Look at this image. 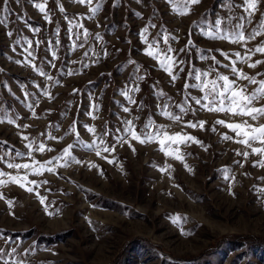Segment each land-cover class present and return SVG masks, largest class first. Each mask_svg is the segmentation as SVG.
Instances as JSON below:
<instances>
[{"label":"rangeland","instance_id":"obj_1","mask_svg":"<svg viewBox=\"0 0 264 264\" xmlns=\"http://www.w3.org/2000/svg\"><path fill=\"white\" fill-rule=\"evenodd\" d=\"M35 2L45 3V0ZM97 2L101 3L99 11L92 19H86L91 15L89 7H95ZM223 2L202 0L198 5H191L188 13L181 14L183 0H172V3L120 0L115 8L114 0H92L91 5L59 0L65 8L62 14L56 0H47L46 10L52 19V23H48L29 0H21L19 5L9 0L8 26L0 25V121H3L0 122V141L6 142L0 152L10 147L26 153L27 142L21 139L22 134L53 149L33 154L41 163L60 155L69 144L74 145L70 152L75 159L65 167H57L55 173L29 175L28 180H35L39 185L33 193L26 191L27 187H33L27 183L25 188L18 184L0 186L3 196L0 199L1 230L21 235L23 231L30 232L28 237L0 233V247L7 251L16 248V256L25 264H264V192L259 191L264 189V168L252 166L259 156L250 155L247 161L237 156L236 151H244V147L221 139L224 133L235 134L215 124L217 119L238 122L243 118L209 112L195 105L194 114H183L184 119L179 123L160 114L165 103L179 114L175 105L182 103L189 92L201 95L199 90L183 87L185 79L195 82L188 76L189 66L209 69L211 59L201 61V54L215 56L220 61L219 71L235 79L223 67L228 61L221 52L243 53L244 48L203 35L218 16L230 15L227 8L222 7ZM233 2L240 4L242 0ZM232 11L235 21L241 10ZM261 12H264V0H260L252 18L257 27ZM64 15L88 29L90 35L83 48L75 47L83 36L80 39L74 35L69 37ZM149 24L157 25L149 28L148 36L150 40L159 39L161 51L167 48L163 43V35L167 33L173 38L171 47L179 53L180 59L188 62L175 83L156 60L144 53L147 45L141 42L139 33ZM28 25L40 31L33 33ZM57 26L59 35L55 32ZM252 26L247 28L250 30ZM8 31L13 32L11 37L6 35ZM96 33L102 36L101 41L94 39ZM23 37L33 41L37 56L27 64L23 62L22 49L27 46ZM17 39H21L20 44L15 43ZM189 39L192 45L180 53ZM37 40L41 41L38 48ZM261 40L264 33L250 41L248 47H254ZM50 44L57 54L55 60L49 51ZM89 49L93 51L85 57ZM17 59L22 63L16 64ZM257 59L264 60V55H254L253 61ZM128 60L136 64H129ZM48 61L56 67H51ZM33 64L59 83L40 76L33 70ZM85 64L88 67H84ZM237 67L249 75L264 73V65L249 69L247 64L238 63ZM69 71L76 74L69 76L66 74ZM137 75L146 78L136 81ZM133 82L140 85L141 91L130 93L137 103L129 104L120 91L125 85L134 86ZM240 83L247 84L246 81ZM247 87L250 92L255 85L247 84ZM45 89L51 94V100L42 94ZM73 89L77 90L75 94ZM161 92L163 96L159 95ZM261 103L264 100L256 106ZM93 104L99 105L94 112L96 119L86 115L92 111ZM122 105L131 111L124 113ZM137 116L139 119H135ZM8 119L15 123L8 124ZM129 119L134 120L138 132L145 123L151 122L154 129L161 127L164 132L182 131L192 135L203 147L192 142L181 145L184 159L177 161L159 151L157 141L141 144L132 140L131 148L120 143L111 154L102 153L114 163L96 156L95 148L85 147L94 139L98 141L104 131L112 133L104 137L106 143L116 144L117 129L123 128L122 121ZM73 121L77 122L78 139L76 133L68 132ZM187 121L206 123L201 130L185 127ZM259 123H264V118ZM24 125L29 127L24 128ZM84 125L94 126L97 135L88 133ZM49 135L63 139L49 140ZM235 161H241L244 167ZM16 162L30 161L25 157ZM90 164L96 167H89ZM160 168L166 171L162 173ZM225 169H230L228 179L224 178ZM0 171L16 174V170L7 169L3 163H0ZM20 174L23 175V171ZM49 241L51 243L46 245Z\"/></svg>","mask_w":264,"mask_h":264},{"label":"snow or ice","instance_id":"obj_2","mask_svg":"<svg viewBox=\"0 0 264 264\" xmlns=\"http://www.w3.org/2000/svg\"><path fill=\"white\" fill-rule=\"evenodd\" d=\"M3 7L0 8V25L5 27L8 26V15L10 13V9L8 8L9 0H2ZM33 6L39 10L40 13H43L44 20L48 23H52V19L46 10V3H36L35 0H29ZM74 3L79 5H91L92 0H73ZM139 2V0H137ZM168 3H172V0H167ZM202 2V0H183V12L181 14H186L189 11V7L191 5H198ZM15 3L19 5L21 0H15ZM57 6L59 8L60 13H65L64 6L60 5L59 0H56ZM260 4V0H242V3L236 4L233 0H224L222 7H226L230 15L227 17L218 16L212 26L203 33V35L209 37L213 40H224L230 43L239 44L244 48L243 53L240 51H235L231 55L227 52H221V55L225 60L228 61L227 64H223L225 69H228L232 76L235 79H231L229 75H224L219 71L220 61L216 59L215 56L209 57L208 55L201 54L199 59L201 61H207L211 59L212 63L209 66L207 71L195 68L193 66L188 67V76L192 77L195 82H188L185 79V83L183 85L184 90L196 89L199 90L201 95L195 96L192 95L191 92L188 93V97L182 102L175 105V107L179 110V114L170 110V106L165 103L160 108V114L162 116L168 117L170 120L175 121L177 123L183 121L184 115L192 113L194 114L195 109L193 105L199 106L200 109L207 110L209 112L216 113H225L229 114L232 117L243 118L240 121L228 122L224 119H217L215 121L216 125L223 126L230 130V132L235 135H228L226 133L221 135V139L225 141H233L239 145L244 147V151L237 150L236 155L242 156L244 161H247L250 155L259 156L260 159L253 161L252 166L264 168V123H259V120L264 118V103H261L260 106H256L257 102L264 100V79H257L258 76H264V73L257 72L256 75H249L243 69L237 67L238 63L247 64L249 69H256L260 65H264V60H254L253 56L256 54L264 55V40H261L254 47H248V43L250 41H255L257 37H261L262 33H264V12L260 13V19L257 22L259 26L253 22V16L256 14L258 10V6ZM120 5V0H114L113 7H118ZM101 7V3L97 2L95 7H89L90 16L86 17V19H92L96 13L99 11ZM174 10H176L175 5H173ZM234 8H239L241 10V15L235 18L233 21V17L235 13L232 11ZM139 16V13H136ZM18 19H23V17H17ZM64 19L68 23V33L71 38L73 35L76 39H80L81 36L84 37L83 40L79 43V45H75V47L83 48L85 44L88 42L87 38L90 33L87 28H84L83 24L78 23L76 19L70 18L67 15H64ZM248 25H253L249 30L247 28ZM99 26V25H98ZM30 31L33 33L39 32V28H33L31 25H28ZM157 25L149 24L146 25L143 29L140 30L139 37L143 44H146L147 47L144 49V53L146 56L151 57L156 60L163 69L164 72L171 77V82L175 83L180 78V73L185 71V65L188 63L184 59L179 58V53H176V50L173 49L170 45V37L167 33L163 35V43L167 45V48L164 51H161L159 47V39H149L148 31L149 28H156ZM83 29L81 32L80 30ZM75 30V31H74ZM56 34L59 35V27L57 26L55 30ZM9 37L13 35L12 31H8L6 33ZM159 35V34H158ZM23 43L27 46L22 49L23 54L25 55L24 63H31L37 59V56L33 50V41L28 39L27 37H23ZM96 41H101L103 38L99 33H96L94 36ZM16 44L21 43V39H17L15 41ZM60 43L59 40L56 41L58 45ZM192 40L189 39L187 45L184 48L179 50L180 53H184L188 50V47L192 45ZM36 47H40L41 41L37 40L35 42ZM13 51H16L13 48ZM49 51L51 53L52 59L55 60L57 57L56 51L52 48L51 44L49 45ZM93 51L89 49L85 51V57L88 56V52ZM119 51V49H117ZM107 55V52L104 53ZM232 56L235 59H232ZM30 58V59H29ZM11 59V58H9ZM16 64H21L22 61L17 59L15 61ZM51 67L55 68L56 65L51 61H48ZM75 63V61H73ZM127 63L135 65L136 62L133 60H128ZM33 70L38 72V74L42 77H46L49 81H54L53 76L48 75L44 70L38 68L35 64L32 65ZM84 67H88L87 64ZM179 69V71H174V69ZM136 72H140V68L136 66ZM71 76L76 74L73 71H69L66 73ZM144 75H137L135 77L136 81L145 80ZM246 81L247 84L255 85L254 89L249 92L247 84H242L240 82ZM55 83H59V81H54ZM133 85H125L124 89L120 91V95L124 97V99L129 104H136V100L130 95V93L140 92L141 88L139 84L133 82ZM39 88L40 86L37 85ZM76 89H73V93H76ZM49 100L52 99L51 94L45 89L42 93ZM27 95V93H26ZM159 95L163 96L164 93H159ZM31 107V106H30ZM92 111L86 113L92 119H96L94 115L95 111H98L99 105L93 104ZM122 111L124 113H129L131 110L129 107L122 105ZM32 115L35 116V109L33 108ZM135 119H139V117H135ZM3 122V121H0ZM8 124H14L15 121L12 119L7 120ZM76 121H73L72 126L68 129L70 133H76L77 139L79 138V133L76 130ZM123 128L117 129L116 135L114 139L116 140V144H112L109 146L104 137L112 136L111 132L104 131L98 136L97 139H94L92 144L85 145L88 148H95L96 156L105 159L108 163H114V160L108 159V157L103 156L102 153L111 154L116 150L117 144L126 143L131 148V141H137L141 144L149 143L153 141H157L160 145L159 151L163 152L164 155L171 156L173 159L177 161H183L184 155L180 151L181 145H187L189 142L200 144L203 147L201 141L195 138L192 135L184 133L182 131L175 133L164 132L161 127L153 128V124L151 122L145 123L140 131L136 130V125L134 120H123ZM205 121H187L185 122V127L188 128H197L199 127L201 130L204 129ZM24 128H28L29 125H24ZM84 128L88 133L93 135H97L96 128L94 126L84 125ZM215 131V128L212 129ZM162 137V138H161ZM49 140H61L62 137H56L49 135L47 137ZM21 139L26 141L25 148L27 152L14 151L10 147H4V150L0 152V163H3L7 169L16 170V174L13 175L10 172L0 171V186L8 185V184H18L19 187L25 188L26 183L33 185V187H27L26 191L29 193H33L35 188L39 187L35 180H28L29 175L38 176L42 175L43 172L47 171L48 173H55L57 167H65L70 161L75 158L71 155L70 150L74 147L73 144H69L64 147L60 153V155L52 157L51 159L41 163L40 161L34 158L35 152H51L53 149L46 147L45 143L40 141L37 142L34 138H30L27 135L21 134ZM6 145V142L0 141V147ZM259 145V146H256ZM166 149H171L170 151H166ZM250 149V151H249ZM135 151V149H132ZM27 158L30 162H16L18 158ZM63 161V163H61ZM76 163H81L79 160H75ZM238 163L240 167H244V163L241 161H235ZM89 167H96L94 164H90ZM168 168L171 165L167 166ZM185 167H187L185 165ZM162 173L166 171V168L159 169ZM21 171H23V175H21ZM225 179H228L227 172L230 169H225ZM247 175V174H245ZM7 177V179H4ZM43 183H48V181H43ZM259 191L264 192V189H259ZM37 196L40 194L37 192ZM3 196L0 194V199ZM40 202L44 203V198L40 197ZM9 207L12 206V201H8ZM13 214L14 213H10ZM7 243V241H5ZM17 249L12 248L11 251H7L5 248L0 247V264H25V262L19 259L16 256Z\"/></svg>","mask_w":264,"mask_h":264},{"label":"trees","instance_id":"obj_3","mask_svg":"<svg viewBox=\"0 0 264 264\" xmlns=\"http://www.w3.org/2000/svg\"><path fill=\"white\" fill-rule=\"evenodd\" d=\"M0 233H3V234H7V236H11V235H13V234H15V235H20V236H22V237H28V235L30 234V232L29 231H23V234L21 235V234H19V233H16V232H7V233H5L3 230H1V228H0ZM40 236H38V238H39ZM255 243L256 242H258V243H256V244H259V243H262L261 241H254ZM44 243V242H43ZM51 243V241H49V242H47V243H45L46 245L47 244H50ZM44 245V244H43Z\"/></svg>","mask_w":264,"mask_h":264}]
</instances>
